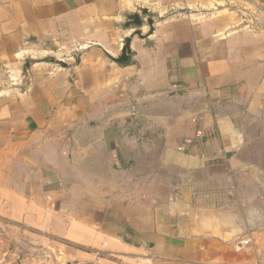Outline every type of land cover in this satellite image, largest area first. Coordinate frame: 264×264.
I'll list each match as a JSON object with an SVG mask.
<instances>
[{
    "label": "crops",
    "instance_id": "0c3cea01",
    "mask_svg": "<svg viewBox=\"0 0 264 264\" xmlns=\"http://www.w3.org/2000/svg\"><path fill=\"white\" fill-rule=\"evenodd\" d=\"M14 163L65 264H264V0H0L1 191Z\"/></svg>",
    "mask_w": 264,
    "mask_h": 264
},
{
    "label": "rangeland",
    "instance_id": "374dc122",
    "mask_svg": "<svg viewBox=\"0 0 264 264\" xmlns=\"http://www.w3.org/2000/svg\"><path fill=\"white\" fill-rule=\"evenodd\" d=\"M46 55V54H41ZM36 57V55H32ZM14 169L3 177L4 191H1L0 182V264L17 262L18 264H65L63 257V246L65 241L60 239L50 230L56 223H40L37 220H26L15 216L14 206L21 205L30 192L17 191L16 164ZM1 165H0V180ZM12 180V191L7 190V181ZM25 194V195H23ZM26 215L33 216V211ZM25 219V220H24ZM49 223V224H48Z\"/></svg>",
    "mask_w": 264,
    "mask_h": 264
},
{
    "label": "water",
    "instance_id": "95a60500",
    "mask_svg": "<svg viewBox=\"0 0 264 264\" xmlns=\"http://www.w3.org/2000/svg\"><path fill=\"white\" fill-rule=\"evenodd\" d=\"M243 16L248 20V22L254 27L257 26L258 22L256 19L251 16L246 11L239 9ZM126 19V28L132 27L136 28L134 33L130 35L129 37H126L123 41L122 47L120 49V54L118 57H110L111 61L114 65L120 66V67H126L130 64L131 61V51L129 49V44L131 38L134 36H137L139 38H143L140 32V27L143 23L147 24L150 27V32H152V24L153 20L148 17V11L146 9H140L137 10L135 13L128 15L125 17ZM49 50H53L54 47L51 45L48 47ZM71 59L74 62H78V56L77 55H71ZM49 63V64H56L60 68H66L67 65L63 61L56 60L53 56H46V55H36V57L33 58V60H30L29 57H25L21 59V63L18 67V70L21 72H26V70L29 68L30 63Z\"/></svg>",
    "mask_w": 264,
    "mask_h": 264
},
{
    "label": "built area",
    "instance_id": "2783aa9c",
    "mask_svg": "<svg viewBox=\"0 0 264 264\" xmlns=\"http://www.w3.org/2000/svg\"><path fill=\"white\" fill-rule=\"evenodd\" d=\"M176 89H178L177 87H174V90H176ZM202 135V133H200V132H198L197 133V137H199V136H201ZM191 143V141L189 140V139H185L184 141H183V144L184 145H187V144H190ZM178 150L179 151H182L183 150V148L182 147H180V148H178ZM249 239H242V240H240V241H237L235 244H236V247H237V249H242V248H244V247H246L247 245H248V243H249Z\"/></svg>",
    "mask_w": 264,
    "mask_h": 264
}]
</instances>
